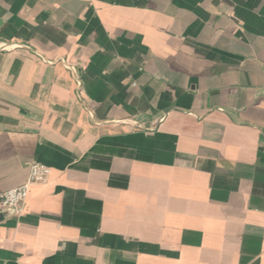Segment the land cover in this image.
<instances>
[{
    "label": "crops",
    "instance_id": "1",
    "mask_svg": "<svg viewBox=\"0 0 264 264\" xmlns=\"http://www.w3.org/2000/svg\"><path fill=\"white\" fill-rule=\"evenodd\" d=\"M0 264H264V0H0Z\"/></svg>",
    "mask_w": 264,
    "mask_h": 264
},
{
    "label": "built area",
    "instance_id": "2",
    "mask_svg": "<svg viewBox=\"0 0 264 264\" xmlns=\"http://www.w3.org/2000/svg\"><path fill=\"white\" fill-rule=\"evenodd\" d=\"M50 174V167L39 162H32L26 179L13 188L0 191V204L4 208L19 211L25 202L28 189L32 184L45 183Z\"/></svg>",
    "mask_w": 264,
    "mask_h": 264
},
{
    "label": "water",
    "instance_id": "3",
    "mask_svg": "<svg viewBox=\"0 0 264 264\" xmlns=\"http://www.w3.org/2000/svg\"><path fill=\"white\" fill-rule=\"evenodd\" d=\"M9 210H13V209L5 208L4 212L6 213Z\"/></svg>",
    "mask_w": 264,
    "mask_h": 264
}]
</instances>
